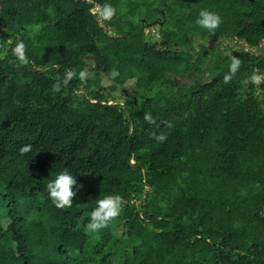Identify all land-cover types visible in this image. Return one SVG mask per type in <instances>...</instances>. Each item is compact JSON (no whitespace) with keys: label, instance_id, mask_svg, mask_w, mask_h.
Instances as JSON below:
<instances>
[{"label":"trees","instance_id":"1","mask_svg":"<svg viewBox=\"0 0 264 264\" xmlns=\"http://www.w3.org/2000/svg\"><path fill=\"white\" fill-rule=\"evenodd\" d=\"M0 264H264V0H1Z\"/></svg>","mask_w":264,"mask_h":264},{"label":"clouds","instance_id":"2","mask_svg":"<svg viewBox=\"0 0 264 264\" xmlns=\"http://www.w3.org/2000/svg\"><path fill=\"white\" fill-rule=\"evenodd\" d=\"M104 15L110 16L111 10L105 9ZM220 23L221 19L219 15L208 10H201L199 18L197 19V24L209 31L215 30ZM12 51L21 65H27L29 63L25 55V45L22 42L18 43ZM239 63L238 60L233 59L231 64V71L233 73L237 70ZM253 79L259 82V77H253ZM145 120L150 123L153 122L150 114L145 115ZM157 139L163 142L166 137L160 135ZM31 150V144L24 145L19 149L22 155L29 153ZM74 187H79L77 185V179L67 170L59 173L55 179L49 180L46 185L48 197L58 209L71 208L73 206V198L76 195V192L73 191ZM122 204V197L119 194H108L103 196V198L97 199L95 207L88 214V222L84 226V231L86 233H98L100 230L106 228L111 221L120 215Z\"/></svg>","mask_w":264,"mask_h":264},{"label":"rangeland","instance_id":"3","mask_svg":"<svg viewBox=\"0 0 264 264\" xmlns=\"http://www.w3.org/2000/svg\"><path fill=\"white\" fill-rule=\"evenodd\" d=\"M96 8L98 9V7L96 6ZM111 12H112V9H111ZM111 16V15H110ZM109 16V17H110ZM158 26L153 24L151 25L150 27L146 28V31H152L153 35L155 37L158 36ZM221 41V45H220V48H222L223 50H225L227 47L229 48L228 50L226 49L225 50V53H230V48L234 49V48H237V45H234V42L236 41L235 39H225V40H220ZM201 44L199 43H196V47L200 48ZM93 61H89L88 63H90L91 65H93L92 63ZM263 77L260 76L259 77V81L262 79ZM176 79L179 80L180 83L182 84H187L189 82V76H183V75H178L176 76ZM127 89V90H132V86L131 84H126V86L124 87V89ZM109 102H111V100H109ZM121 102V101H120Z\"/></svg>","mask_w":264,"mask_h":264},{"label":"water","instance_id":"4","mask_svg":"<svg viewBox=\"0 0 264 264\" xmlns=\"http://www.w3.org/2000/svg\"><path fill=\"white\" fill-rule=\"evenodd\" d=\"M0 3H1V0H0ZM93 9L96 10V8H93ZM244 42H245V38H243L241 43L244 44ZM245 44L247 45L248 51L251 52V47L247 43H245Z\"/></svg>","mask_w":264,"mask_h":264},{"label":"flooded vegetation","instance_id":"5","mask_svg":"<svg viewBox=\"0 0 264 264\" xmlns=\"http://www.w3.org/2000/svg\"><path fill=\"white\" fill-rule=\"evenodd\" d=\"M156 21V20H155ZM152 23H154V20L153 21H151ZM150 23V22H149Z\"/></svg>","mask_w":264,"mask_h":264}]
</instances>
